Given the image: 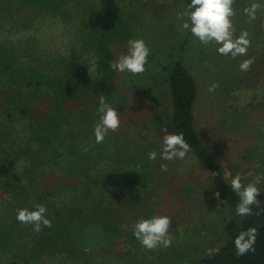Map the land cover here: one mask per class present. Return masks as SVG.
Instances as JSON below:
<instances>
[{
    "label": "rangeland",
    "instance_id": "374dc122",
    "mask_svg": "<svg viewBox=\"0 0 264 264\" xmlns=\"http://www.w3.org/2000/svg\"><path fill=\"white\" fill-rule=\"evenodd\" d=\"M125 2L123 12L136 20L131 38L142 37L151 54L143 73L134 77L116 73L119 78L116 91L125 94V98L120 97L113 104L119 111L120 126L109 131L106 147L100 143L93 148L97 147L102 155L100 166L107 164L111 171L121 164L137 181L126 185L117 199L107 197L101 201V218H87L84 223L88 225L79 229V237L65 231L53 249L38 245L41 250L34 259L24 254L25 261L17 264H195L200 257L213 255L222 245L227 211L214 195L209 176L199 168L196 158L187 154L183 160L166 161L167 172L148 159L150 151L159 153L163 136L171 133L166 68L177 58L183 60L197 80L195 127L201 140L215 155L229 183L231 176L239 172L243 183L258 185L261 189L258 199L264 201V6L252 20L244 9L256 0H234L235 15L231 17L234 35L246 31L250 45L246 56L233 59L220 55L214 42L201 44L194 36L185 40L186 30L181 27L177 13L190 0ZM17 4L18 0H0V44L9 45L21 54L26 29L19 24L22 13ZM128 7L133 9V16L128 14ZM46 31L43 37L49 36ZM60 31L52 30V36L56 35L49 40L52 45L58 44L57 36L63 34ZM120 34H116L112 46H122ZM70 38L68 49L73 59L76 52L72 50L79 49L77 41L81 37L76 31ZM127 48L128 45L118 56L126 53ZM88 52L83 48L85 56ZM249 58L251 66L241 71L239 64ZM75 64L80 63L76 60ZM93 78L92 73L85 75L83 87L86 95L95 97L90 88ZM213 84L217 87L209 92ZM6 87L0 84V103ZM155 126L158 131L144 134L145 129L154 130ZM152 215L171 217L170 247L149 250L133 236L134 223L140 217Z\"/></svg>",
    "mask_w": 264,
    "mask_h": 264
},
{
    "label": "trees",
    "instance_id": "16d2710c",
    "mask_svg": "<svg viewBox=\"0 0 264 264\" xmlns=\"http://www.w3.org/2000/svg\"><path fill=\"white\" fill-rule=\"evenodd\" d=\"M126 2L18 0L22 13L19 24L26 29L22 52L0 44V84L8 89L0 103V264L22 263L24 254L34 259L41 246H57L65 231L77 237L79 229L88 225L84 223L87 218H101V201L117 199L126 185L137 181L121 164L111 171L107 164L100 166L102 155L93 148L97 144L93 128L99 97L103 95L112 106L120 97L125 98L122 91H116L119 78L111 63L120 50L125 52L134 35L136 20L133 9L128 7L133 17L123 12ZM46 29L49 36L43 37ZM59 29L63 34L57 36L58 44L52 45L49 40ZM76 31L81 39L77 41L79 49L72 50L76 52L72 59L68 47ZM117 33H121V47L111 45ZM192 36L186 30L185 40ZM83 48L88 49L87 56ZM76 60L80 64L76 65ZM166 71L169 131L184 133L191 145L188 154L208 174L215 193L219 192L218 201L227 211L225 241L213 255L202 256L195 264H264V209L253 205L252 215L241 218L236 214L239 198L195 127L197 80L179 58ZM91 73L90 88L95 97L86 95L83 87L85 75ZM158 130L155 126L154 130L145 129L144 134ZM103 143L106 147V140ZM163 162L157 156L154 165L166 164ZM34 202L47 206L46 214L52 221L50 228L39 233L15 218L16 209ZM249 226L257 228L254 251L237 255L233 240Z\"/></svg>",
    "mask_w": 264,
    "mask_h": 264
},
{
    "label": "clouds",
    "instance_id": "9594fccd",
    "mask_svg": "<svg viewBox=\"0 0 264 264\" xmlns=\"http://www.w3.org/2000/svg\"><path fill=\"white\" fill-rule=\"evenodd\" d=\"M186 3V2H185ZM234 0H190L187 7L178 12L181 27L189 30L201 44L215 43L217 52L223 56H246L250 40L246 31L239 36L234 35L232 19L235 15ZM264 6V0H256L250 7L244 9L245 14L252 20L256 19L258 9ZM127 52L119 55L111 63V68L118 73H128L131 76L143 73L148 64L151 49L142 37L130 38L127 41ZM252 60L245 59L239 64L241 71H247ZM216 84L208 88L213 92ZM98 119L95 122L93 133L97 144L103 143L109 131H115L120 126V116L117 107H113L103 95L99 97L97 108ZM160 159L165 161L183 160L191 151L190 143L185 139L183 132L166 133L161 141ZM156 150L148 153V159L157 160ZM162 171L167 172V164H161ZM229 186V184H227ZM230 187L237 195L238 203L235 206L236 214L243 218L252 215V206L264 209V201L258 199L261 189L254 182L243 183L239 172L231 176ZM218 198L219 192L214 193ZM47 206L34 202L30 206L16 209V220L24 225H31L34 232L39 233L42 228H50L52 221L47 216ZM171 217L168 215H152L140 217L132 226V234L140 244L149 250L163 246L170 247L173 237L170 233ZM257 228L249 226L238 232L233 243L237 255H244L254 251Z\"/></svg>",
    "mask_w": 264,
    "mask_h": 264
}]
</instances>
